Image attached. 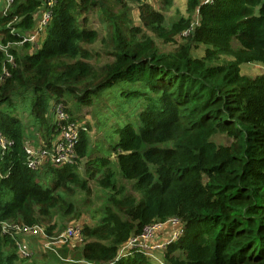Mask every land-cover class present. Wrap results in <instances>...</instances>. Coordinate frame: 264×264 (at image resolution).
Listing matches in <instances>:
<instances>
[{"label": "trees", "instance_id": "1", "mask_svg": "<svg viewBox=\"0 0 264 264\" xmlns=\"http://www.w3.org/2000/svg\"><path fill=\"white\" fill-rule=\"evenodd\" d=\"M132 1L139 2L140 25L129 0H55L39 47L25 38L47 0H15L0 13V44L15 59L8 63L0 48V132L12 141L0 157V264L19 258L17 237L3 233L2 222L47 226L55 237L58 214L81 216L69 198L76 188L90 195L89 179L106 190L107 201L97 224L85 225L72 264H159L141 249L119 251L154 221L174 217L184 230L166 247L165 264H264V73H242L244 64L264 65V0H187V16L169 26L164 11L172 0H160V9ZM94 12L112 57L100 67L91 62L99 52L85 47L100 38L89 24ZM157 39L176 47L164 52ZM118 82L132 86L125 96L146 99L139 129H117L111 149L132 191L117 184L106 156L97 159L99 167L87 161L89 179L76 163L27 166L14 98L30 100L32 125L51 142L60 125L76 122L68 102L92 106ZM215 134L225 143L213 141ZM89 143L83 131L77 161L89 156Z\"/></svg>", "mask_w": 264, "mask_h": 264}, {"label": "rangeland", "instance_id": "2", "mask_svg": "<svg viewBox=\"0 0 264 264\" xmlns=\"http://www.w3.org/2000/svg\"><path fill=\"white\" fill-rule=\"evenodd\" d=\"M147 3H151L152 5L158 7L160 9L161 6L160 0H143ZM13 3H11L12 6ZM139 2L129 0V5L132 7V13L134 14L135 23L137 25H140V9L138 7ZM11 6L9 8H6L3 1L0 0V13H7L10 11ZM165 12V24L166 26H169L174 20L178 19L179 16H187V8L186 3L184 0H172V5L169 8V11ZM98 13L94 12L91 15V18L89 20V24L91 23V26L97 27L100 31V38H98L97 41L91 43L90 45H85V47L92 50L93 54L95 52H99L98 55L93 56L91 58V62L94 66L100 67L103 64L107 63L109 60L112 59V57H109L107 54H105V47L102 43V27L99 24V21H97ZM194 24L196 23L195 18ZM30 32L26 33V36H28ZM39 37V36H38ZM37 37V39H38ZM182 40H179L178 42H181ZM157 44L160 47V49L164 52H170L175 49V45L172 43H164L161 39H157ZM32 51V50H31ZM29 52V50H28ZM196 55L201 56L203 55V50L199 49L196 51ZM243 74L249 75H257L258 73H263V65L258 63H249L246 65H243ZM128 86L127 88L125 86ZM131 87L129 84H125L122 82H118L112 87L107 88L103 90L99 95L95 97L94 103L92 106H77L75 103L68 102L67 106L72 110L73 118L76 119V122L83 123L88 128V135L90 138L89 143V156L87 158H80L76 164L79 166L78 171L80 174L89 179V174L86 172L88 170V167L86 165L87 161H91L92 165L91 167H99L97 159L101 156H106L110 158L111 160V167L115 170L116 174V182L120 186H125L127 188V191H132L131 189V182L124 179L123 176L120 173L119 165L116 162V153L112 152L111 149L113 145L119 141V133L118 130L120 127L125 126V124H134L137 129H139V115L140 112L145 109L146 107V99L143 97H137V96H125L123 94V89L131 90ZM20 96H17L14 98L16 107L19 108L17 114L22 119L23 123L25 124V143H34V141H37L39 138L45 139L43 134L41 133V129L39 127L32 125L33 117H31V108L29 106L30 100L21 98ZM49 119L52 118L51 115L48 116ZM46 140V139H45ZM212 140L217 143H225L223 136L221 134H215L212 136ZM89 185L91 186L92 193L88 195L85 191L82 189L76 188L75 192L73 193L74 196L70 197L69 199L74 202L75 208L77 211H80L81 216L76 217L75 219H67L65 220L61 219V215L58 214L56 220L53 222L58 223L62 227H57L58 230L57 235L55 237H51L48 235V237H45V239L52 244L58 243L57 236L60 235L62 232H64L72 223H81L82 225H91L95 226L97 222L99 221L104 207L105 203L107 201V195L106 190L98 184L96 179H89ZM109 191V189H107ZM171 226V225H170ZM46 228L45 226H43ZM173 229H176L178 226H171ZM46 231V230H45ZM19 236V235H17ZM21 238H27L28 235H20ZM40 237V236H39ZM41 238V237H40ZM155 238H158L157 235ZM169 238L167 236L166 238H162L163 241H166ZM42 239V238H41ZM38 240V239H37ZM155 240V239H154ZM32 241V239L30 240ZM43 241V240H42ZM41 241V242H42ZM69 241V240H68ZM64 242L65 244L68 243ZM85 241V240H84ZM83 241V243H84ZM155 242V241H154ZM35 245V241L32 242V245ZM84 245V244H83ZM81 245V246H83ZM79 246V247H81ZM79 247L75 248L73 253H69V259L72 257L76 260L79 256L78 249ZM32 251V250H31ZM158 252V253H157ZM156 253L158 255H162L163 251L158 250ZM34 256L30 258H18L13 264H32L31 262L37 259L38 257L41 258L42 255H45L44 252H42L41 248H37V245H35V251ZM33 254V251H32ZM149 256V255H148ZM150 257V256H149ZM151 261L155 263L156 260L153 259V257H150ZM31 261V262H30ZM45 261L46 263L55 264L53 259L45 255ZM72 264V263H71Z\"/></svg>", "mask_w": 264, "mask_h": 264}, {"label": "built area", "instance_id": "3", "mask_svg": "<svg viewBox=\"0 0 264 264\" xmlns=\"http://www.w3.org/2000/svg\"><path fill=\"white\" fill-rule=\"evenodd\" d=\"M3 1L6 8L11 6L15 0H1ZM205 3L211 0H202ZM55 0H47L46 9H42L40 18L35 22L34 26L31 28L30 34L26 36L25 40L32 42L37 39L40 34L45 31L46 26L52 19V9L51 6ZM191 31V30H190ZM189 31V32H190ZM187 32V33H189ZM186 33V34H187ZM0 48L4 49L8 54V62L14 63L13 55L8 53L7 46L1 45ZM4 74L10 76L8 69L4 67ZM4 79V76L0 78V82ZM58 122L61 124L65 120L64 114L59 110L58 112ZM88 128L85 124L79 122H68L62 124L58 128V133L54 136L51 142H47L43 138H39L34 143L24 144L26 152V162L27 166L31 169L43 168L47 163L55 165H74L77 158V144L79 142L81 133L87 131ZM12 145V141L3 136L0 132V157L9 149ZM78 159V158H77ZM178 226L174 229L173 234L166 240L159 243H155L153 240L156 234L168 226ZM3 232H9L10 230L15 231V233L26 234L32 237L40 236L45 239L48 237L45 228L39 225L27 226L25 224H13L8 221L2 222ZM184 226L183 222L178 218H172L167 221H154V223L146 226L144 231L131 237L127 242H125L120 248V255L122 252H130L133 249H141L149 255L152 251L157 248L165 249L169 244L173 243L177 238L183 234ZM84 225L81 223H72L70 226L57 236L58 242H67L68 240H73L75 242L81 243L84 241ZM46 240V239H45ZM52 244V243H50ZM18 252L22 258H31L33 256L32 251L21 244H18ZM127 253V254H128ZM126 255V254H123Z\"/></svg>", "mask_w": 264, "mask_h": 264}, {"label": "crops", "instance_id": "4", "mask_svg": "<svg viewBox=\"0 0 264 264\" xmlns=\"http://www.w3.org/2000/svg\"><path fill=\"white\" fill-rule=\"evenodd\" d=\"M184 2L186 3L187 2V0H184ZM186 7H187V5H186ZM40 15H41V11H39V12H37V14H36V21L40 18ZM184 15H185V13H184ZM186 16V15H185ZM195 21H196V23H197V21H198V14H196L195 15ZM193 21H194V19H193ZM193 25H195L194 24V22H193ZM31 43H33V47H39L40 46V44H38V39H36L35 41H32ZM2 45V44H1ZM4 50V49H3ZM31 50H33V48L32 49H30L29 50V53H32V51ZM5 51V50H4ZM6 52V51H5ZM7 53V52H6ZM8 53H9V51H8ZM8 55V54H7ZM11 55V54H10ZM7 62H8V59H7ZM14 62H15V59H14ZM9 63V62H8ZM10 64H12V63H10ZM14 64V63H13ZM12 64V65H13ZM259 64V63H258ZM244 65H246V64H244ZM261 65H263V64H261ZM264 66V65H263ZM6 69H7V67L6 66H4ZM4 67H3V69H4ZM263 69H264V67H263ZM9 70V69H8ZM242 72L244 73V70H243V67H242ZM264 73V72H263ZM258 74H262V73H258ZM248 75V74H247ZM8 222L9 223H13V224H16V223H14V222H12V221H10V220H8ZM19 224H22V223H19ZM183 226H184V224H183ZM3 231V230H2ZM13 231V230H12ZM173 232H174V229H173V227H171V226H168V227H166V229H164V230H162V231H160V232H158L156 235H157V237L158 238H155V240H153V241H155V243H159V242H161V241H163V239L162 238H166L167 236H171L172 234H173ZM3 233H5V232H3ZM14 233H15V231H14ZM17 235H19V236H17ZM20 235H24V234H20V233H15V236L17 237V243L18 244H21L22 246H24V247H26V248H28V249H30V250H32L33 251V256H34V251H35V245H37V248H41L42 249V252H44V254L45 255H48V256H50L52 259H53V261L55 262V264H71L72 262H74V260H73V257L71 258V259H69V253H73V251L75 250V248L77 247V246H81V245H83L84 243L83 242H81V243H78V242H75V241H73V240H69L68 241V243H63V242H58V243H56V244H50L47 240H45V239H41L39 236H36V237H32V236H29L28 235V237L27 238H21V236ZM32 239V241H30ZM38 239V240H37ZM43 240V241H42ZM33 241H35V245L33 244L32 245V242ZM42 241V242H41ZM82 247V246H81ZM166 249V248H165ZM165 249H162V248H157V249H155L154 251H152L150 254H149V256L150 257H153V259L154 260H156L155 262L156 263H159V264H165V261H164V254H165ZM6 250H8V249H6ZM158 250H161V251H163V253H162V255H158L157 253V251ZM126 251V250H125ZM122 252V254L121 255H123V254H127L128 252ZM157 252V253H156ZM119 253H120V251H119ZM18 254H19V252H18ZM45 255H42L41 256V258H37V259H35L34 261H30L32 264H50V263H46V261H45ZM32 256V257H33ZM31 257V258H32ZM19 258L21 259L22 257L19 255ZM29 260H31L30 258H29Z\"/></svg>", "mask_w": 264, "mask_h": 264}]
</instances>
